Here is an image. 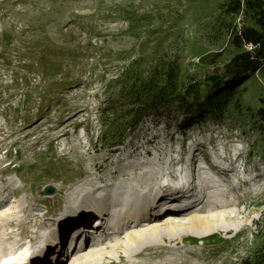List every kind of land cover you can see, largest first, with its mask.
<instances>
[{
	"label": "rangeland",
	"instance_id": "obj_1",
	"mask_svg": "<svg viewBox=\"0 0 264 264\" xmlns=\"http://www.w3.org/2000/svg\"><path fill=\"white\" fill-rule=\"evenodd\" d=\"M135 77L139 0H0V264H22L26 248L63 254L46 264H72L83 254L64 257L61 245L48 252L49 243L111 217L117 237L141 231L119 209L136 212L118 206L131 198L118 191L124 181H145L143 118L134 126L128 117ZM113 236L82 263L149 264L148 252L121 260L124 235Z\"/></svg>",
	"mask_w": 264,
	"mask_h": 264
},
{
	"label": "bare ground",
	"instance_id": "obj_2",
	"mask_svg": "<svg viewBox=\"0 0 264 264\" xmlns=\"http://www.w3.org/2000/svg\"><path fill=\"white\" fill-rule=\"evenodd\" d=\"M122 183V182H121ZM125 186H122L120 187L121 190H118L119 193L122 195V196H131V198H123L120 200V202L118 203V206H124L126 208H132L131 210H133L134 212H136V215L134 217H131V215L129 216V212L126 211V209H119V211L121 213H124V218H126L128 221H125V222H129L128 224L131 225L130 222H137L139 224V226L142 227L141 231H138V233H128L126 234V231H121L120 235L117 237V236H113V238H120L122 235H124V240L123 242L121 243V245H119L118 250H119V255H120V259L125 261L126 263H129V258H133L134 256H140V255H145L147 254L146 252H148V248H143L144 246H147L148 244V239H143L142 242L138 243V244H134L133 242H138V240L142 239V238H146L148 236V233H147V226L146 227H143V220H142V217H145L147 218V207H146V181L144 180H138L137 179H134V180H126L123 182ZM107 187H111L110 185L107 184ZM6 197L5 196H1L0 199L2 200V202H4V199ZM109 199H111L109 197ZM9 205V203L7 205H5L4 207H7ZM90 207V204L88 203H85L83 204L80 209H86L88 207ZM3 208V207H1ZM127 212V213H126ZM107 213L109 214V216L111 217L110 215V210L107 209ZM112 215H116L117 212L116 211H112L111 212ZM79 214V213H77ZM147 220V219H146ZM110 222H112L114 224V222H117V218H112L111 217V220H109ZM112 224V225H113ZM137 226V227H139ZM139 230V229H137ZM91 231V230H90ZM83 233V231H82ZM80 233V234H82ZM70 238L74 239L76 235H69ZM82 238L86 239L87 238V235H80ZM79 236V237H80ZM58 239V238H57ZM116 240V239H115ZM53 241H56V239H53ZM107 240H104L103 243H105ZM52 242L49 243V246L46 247V250L49 252V249H51V247L54 245L55 247H57V249L60 247L61 245V249H63L66 240L63 242V244H61V242H58L56 244H52ZM102 243V244H103ZM85 246H88V243H85L84 244ZM21 247H23V245H20ZM92 248H95L94 246L92 247H89V248H85L81 251L77 250V247L74 246V249L72 251V253L69 255V256H66V257H71L73 255L75 256H80L81 254H83V256H85L84 253L92 250ZM53 250H51L52 252ZM54 252V251H53ZM76 252V253H75ZM14 253V252H13ZM41 253V252H40ZM38 252H31V251H28V249L26 248L25 252L22 253L23 255H20L18 257V259H21L22 261V264H35V260L37 257H41L40 259V263L38 264H46L47 262H49V260H53V259H50V258H53L55 257L56 255H60L61 257L63 256V254L58 251L57 254L53 253L52 255H46L45 256V252H43L42 254H40ZM91 252H88L87 254H90ZM40 254V255H39ZM86 254V255H87ZM96 254V253H95ZM39 255V256H38ZM82 255L79 257L80 259L79 260H75L73 259L74 261H72L71 263L72 264H83L82 262H85V261H88V258H90L91 256H86V257H83ZM96 256L98 257H101L102 255L101 254H97ZM112 256V254L110 252H106L105 253V256H103V258L101 260H105V259H110ZM83 257V258H82ZM93 258V257H92ZM0 259H2V256H0ZM13 260V258L10 259V261ZM6 264V263H4Z\"/></svg>",
	"mask_w": 264,
	"mask_h": 264
},
{
	"label": "trees",
	"instance_id": "obj_3",
	"mask_svg": "<svg viewBox=\"0 0 264 264\" xmlns=\"http://www.w3.org/2000/svg\"><path fill=\"white\" fill-rule=\"evenodd\" d=\"M129 109L130 112L128 117L130 119H135L134 126H136L143 118V102H142V77H135L133 84L129 88Z\"/></svg>",
	"mask_w": 264,
	"mask_h": 264
}]
</instances>
